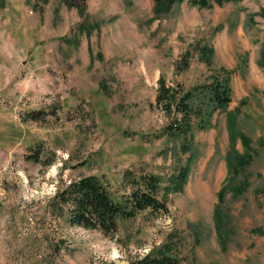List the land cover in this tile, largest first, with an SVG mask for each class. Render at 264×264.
<instances>
[{
  "label": "rangeland",
  "instance_id": "rangeland-1",
  "mask_svg": "<svg viewBox=\"0 0 264 264\" xmlns=\"http://www.w3.org/2000/svg\"><path fill=\"white\" fill-rule=\"evenodd\" d=\"M85 2L0 0V264H141L167 243L181 264H264V0L160 16L152 0ZM160 77L187 89L226 77L231 102L169 134ZM126 170L159 175L168 212L105 235L54 200L96 175L121 202Z\"/></svg>",
  "mask_w": 264,
  "mask_h": 264
},
{
  "label": "trees",
  "instance_id": "trees-1",
  "mask_svg": "<svg viewBox=\"0 0 264 264\" xmlns=\"http://www.w3.org/2000/svg\"><path fill=\"white\" fill-rule=\"evenodd\" d=\"M67 7L83 12L86 0H61ZM242 0H152L155 16L168 12L173 5L186 2L197 7H211L225 2ZM210 57L212 50L204 49ZM156 104L172 118L166 132L172 135H187L195 126L203 128L215 111H224L231 102V88L226 77H215L211 82L184 88L180 84L167 85L162 77L158 79ZM32 120L41 118L40 111L28 113ZM38 156V153H37ZM184 174L177 176L182 182ZM123 183L130 188L121 202L116 201L108 185L96 175H86L71 180L59 188L54 196L58 205L69 207L68 222L71 225L98 229L105 235H113L118 229L119 219L133 218L138 212L150 210L157 213L168 212L166 200L160 197L161 179L159 175L126 170ZM177 189V186L175 187ZM160 255L147 254L141 264H181L182 257L174 253L175 248L167 243Z\"/></svg>",
  "mask_w": 264,
  "mask_h": 264
}]
</instances>
